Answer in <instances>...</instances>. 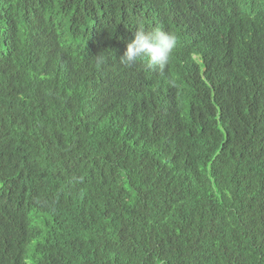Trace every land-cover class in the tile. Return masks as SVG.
<instances>
[{"label": "trees", "instance_id": "trees-1", "mask_svg": "<svg viewBox=\"0 0 264 264\" xmlns=\"http://www.w3.org/2000/svg\"><path fill=\"white\" fill-rule=\"evenodd\" d=\"M0 118V264H264V0H0Z\"/></svg>", "mask_w": 264, "mask_h": 264}, {"label": "clouds", "instance_id": "clouds-1", "mask_svg": "<svg viewBox=\"0 0 264 264\" xmlns=\"http://www.w3.org/2000/svg\"><path fill=\"white\" fill-rule=\"evenodd\" d=\"M176 43V36L161 28L140 29L127 44L119 61L124 67L130 68L137 61L146 60L148 69L164 72L171 61Z\"/></svg>", "mask_w": 264, "mask_h": 264}, {"label": "bare ground", "instance_id": "bare-ground-1", "mask_svg": "<svg viewBox=\"0 0 264 264\" xmlns=\"http://www.w3.org/2000/svg\"><path fill=\"white\" fill-rule=\"evenodd\" d=\"M171 9V8H170ZM87 41V40H86ZM117 84V83H116ZM114 87V86H113ZM150 90V89H149ZM116 100V99H115ZM130 111V110H129ZM1 119V118H0ZM134 147V146H133ZM141 168V167H140ZM70 246V245H69ZM80 254V253H79Z\"/></svg>", "mask_w": 264, "mask_h": 264}]
</instances>
